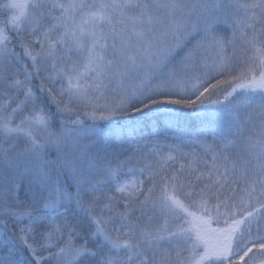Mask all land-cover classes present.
<instances>
[{"label":"snow or ice","instance_id":"1","mask_svg":"<svg viewBox=\"0 0 264 264\" xmlns=\"http://www.w3.org/2000/svg\"><path fill=\"white\" fill-rule=\"evenodd\" d=\"M0 264H264V0H0Z\"/></svg>","mask_w":264,"mask_h":264},{"label":"trees","instance_id":"2","mask_svg":"<svg viewBox=\"0 0 264 264\" xmlns=\"http://www.w3.org/2000/svg\"><path fill=\"white\" fill-rule=\"evenodd\" d=\"M36 83L38 84V81H36ZM144 135H147V131H145Z\"/></svg>","mask_w":264,"mask_h":264}]
</instances>
